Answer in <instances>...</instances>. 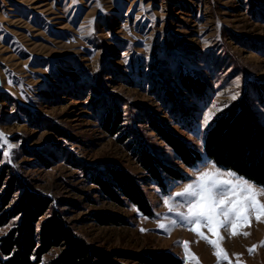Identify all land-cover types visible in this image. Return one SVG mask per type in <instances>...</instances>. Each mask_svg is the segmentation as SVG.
<instances>
[{
  "label": "rangeland",
  "instance_id": "rangeland-1",
  "mask_svg": "<svg viewBox=\"0 0 264 264\" xmlns=\"http://www.w3.org/2000/svg\"><path fill=\"white\" fill-rule=\"evenodd\" d=\"M188 75L190 83H205L204 94L186 91ZM261 85L264 0H0V133L7 140L0 141V197L15 182L0 213L29 190L52 201L42 220L58 210L75 236L107 253H166L182 264H264V217L257 222L255 209H248V223L236 222L235 236L230 225L216 235L206 221L194 224L217 242L214 249L177 215L187 216L188 201L196 198L176 195L205 172L212 174L209 182L227 181L228 188L239 177L208 160L206 131L243 93L264 126ZM155 124L195 148L201 160L191 167L181 162ZM143 149L185 179L161 172L153 180L142 167ZM111 168L136 180L151 216L124 197L111 201L94 183L109 180ZM216 199L247 197L229 192ZM258 201L264 204V195ZM101 215L121 221L100 224L95 216ZM18 222L2 226L0 237ZM60 251L50 250L41 264Z\"/></svg>",
  "mask_w": 264,
  "mask_h": 264
},
{
  "label": "trees",
  "instance_id": "trees-1",
  "mask_svg": "<svg viewBox=\"0 0 264 264\" xmlns=\"http://www.w3.org/2000/svg\"><path fill=\"white\" fill-rule=\"evenodd\" d=\"M189 77L191 76L185 78ZM184 84L189 93L202 95L206 92L205 83L197 78H193L192 83L187 79ZM259 90L264 95V85H261ZM154 128L185 165L191 167L201 160V155L195 148L188 146L160 125L155 124ZM141 152L142 167L153 180H161V172L176 180L185 179L182 174L166 166L149 151L143 149ZM204 153L216 167L231 171L257 186H264V126L253 112L246 93L230 103L212 121L206 131ZM108 175L109 180L95 178L93 181L111 201L118 202L120 196L124 197L143 215H152L148 201L133 177L112 168L108 170ZM4 178V173L0 172V188ZM14 183L12 179L0 197V206L3 208L8 206L13 197ZM51 204L50 198L23 190L14 205L0 213V228L11 219L19 218L18 224L0 237V264H41L43 256L54 248H61V251L47 264H118L112 261V258L132 264H182L180 259L166 253H107L93 248L75 236L58 210L53 209L50 215L42 220ZM95 217L104 225L121 221L105 215Z\"/></svg>",
  "mask_w": 264,
  "mask_h": 264
},
{
  "label": "snow or ice",
  "instance_id": "snow-or-ice-1",
  "mask_svg": "<svg viewBox=\"0 0 264 264\" xmlns=\"http://www.w3.org/2000/svg\"><path fill=\"white\" fill-rule=\"evenodd\" d=\"M235 99V97H233ZM205 123H207V117L205 118ZM0 141H3L4 144H7V140L4 137L3 133H0ZM11 148V145H8ZM215 175H221L219 170H216ZM210 173H203L201 176L197 177V180L194 183H190L184 189L183 192L177 193V196L180 197H195L196 199L188 201V215L185 216L183 213H177V215L181 218V221L186 224L188 230L193 231L202 239L210 244L214 249L218 247L217 242L207 240L200 232L198 228L193 227L194 224H200L202 221H206L209 227V231L213 234L218 235L217 229L224 227L227 230L226 225H230L232 227L231 235H237V223H248L249 217L247 215V211L249 208H253L256 211V220L260 222L262 217H264V204L259 203L258 197L264 195V186L257 189L251 182L247 181L241 177H235L234 173H227L229 177H235V182L231 184V187L228 188L226 185L229 183L227 181H217L211 180L209 182L208 178L210 177ZM214 189L216 191H214ZM231 192L233 195L236 192H242L247 199L239 200L234 199L230 200L227 203L223 200L216 199L217 196L223 197L228 195ZM166 206L170 205V200L164 201ZM169 211H173L171 207H169ZM223 216L224 219L220 220L219 217ZM164 219H169V217H164ZM172 226L177 225L176 220L171 221ZM161 229L165 228V225L161 224L159 226ZM143 231V229H142ZM244 235H247L245 233ZM222 240L223 237H220ZM183 244L185 249H187V242H178L179 244ZM264 246V244H262ZM253 249H249V253L252 254L254 252ZM215 255L219 256V252H214Z\"/></svg>",
  "mask_w": 264,
  "mask_h": 264
}]
</instances>
